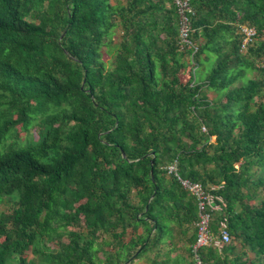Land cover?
Instances as JSON below:
<instances>
[{
    "label": "trees",
    "instance_id": "obj_1",
    "mask_svg": "<svg viewBox=\"0 0 264 264\" xmlns=\"http://www.w3.org/2000/svg\"><path fill=\"white\" fill-rule=\"evenodd\" d=\"M188 1L194 46L175 0H0V264H194L175 161L203 264H264V0Z\"/></svg>",
    "mask_w": 264,
    "mask_h": 264
},
{
    "label": "built area",
    "instance_id": "obj_2",
    "mask_svg": "<svg viewBox=\"0 0 264 264\" xmlns=\"http://www.w3.org/2000/svg\"><path fill=\"white\" fill-rule=\"evenodd\" d=\"M179 6V12L182 18V40L184 43L192 45L191 40L189 39V33L191 31V27L189 26V18L186 15V11L193 13V9L189 4L188 0H175ZM244 33H246L245 43L255 34V30L253 28H244ZM197 49V48H196ZM167 169L170 173H174L177 178L182 183L183 187L194 193L199 199V221L197 223V239L193 244L194 251V264H203V260L201 257V249L206 246H210L213 242L217 245H221L224 243H228L231 241V235L228 227V223L226 218L221 221V238L215 240L214 233L211 229V211L213 209L221 208L220 204L216 203V198L222 201L221 197H215L213 194L208 193L199 182H194L188 178H184L178 173V164L177 161L170 163L167 165ZM177 264V263H174Z\"/></svg>",
    "mask_w": 264,
    "mask_h": 264
},
{
    "label": "rangeland",
    "instance_id": "obj_3",
    "mask_svg": "<svg viewBox=\"0 0 264 264\" xmlns=\"http://www.w3.org/2000/svg\"><path fill=\"white\" fill-rule=\"evenodd\" d=\"M121 32H122L121 30H118V32L116 33V36H115V41H117V42L119 41ZM104 50H107V47H104ZM112 58H113V55L112 54H108L107 55V54L104 53V59L105 60L111 61ZM186 70H185V72L182 73L183 80L188 79V74H187ZM198 74H199V72H198ZM210 94L211 95H215L214 92H210ZM33 131L35 132V130H33ZM213 139H214V137H213ZM2 207H4V205H0V208H2ZM51 245L52 246H56L54 243H51ZM26 254L28 255V257H32L33 256L32 252L30 250L27 251ZM154 256H155V252L152 251V252L149 253V255L137 259L134 264H149L148 263V258L149 257H154ZM189 260H191V257H189Z\"/></svg>",
    "mask_w": 264,
    "mask_h": 264
},
{
    "label": "water",
    "instance_id": "obj_4",
    "mask_svg": "<svg viewBox=\"0 0 264 264\" xmlns=\"http://www.w3.org/2000/svg\"><path fill=\"white\" fill-rule=\"evenodd\" d=\"M131 263V260H128L125 264H130Z\"/></svg>",
    "mask_w": 264,
    "mask_h": 264
}]
</instances>
